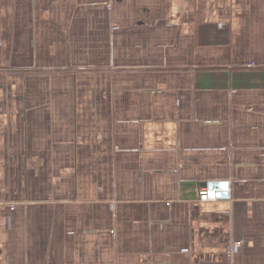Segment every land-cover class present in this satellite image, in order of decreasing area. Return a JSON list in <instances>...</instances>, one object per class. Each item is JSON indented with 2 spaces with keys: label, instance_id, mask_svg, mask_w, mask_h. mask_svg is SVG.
Wrapping results in <instances>:
<instances>
[{
  "label": "crops",
  "instance_id": "1",
  "mask_svg": "<svg viewBox=\"0 0 264 264\" xmlns=\"http://www.w3.org/2000/svg\"><path fill=\"white\" fill-rule=\"evenodd\" d=\"M0 264H264V0H0Z\"/></svg>",
  "mask_w": 264,
  "mask_h": 264
},
{
  "label": "built area",
  "instance_id": "2",
  "mask_svg": "<svg viewBox=\"0 0 264 264\" xmlns=\"http://www.w3.org/2000/svg\"><path fill=\"white\" fill-rule=\"evenodd\" d=\"M210 184L211 183H208L207 185H205L204 187H202L199 191V196H200V199L202 201H211V200H217V199H220V198H217L215 195L216 193H218L219 191H224L222 189H219V188H211L210 187ZM212 184H216V183H212ZM229 185V183H228ZM229 193H230V187L228 186V188L226 189ZM225 190V191H226ZM211 193L213 194V197H211ZM239 245V243L236 244V246Z\"/></svg>",
  "mask_w": 264,
  "mask_h": 264
},
{
  "label": "water",
  "instance_id": "3",
  "mask_svg": "<svg viewBox=\"0 0 264 264\" xmlns=\"http://www.w3.org/2000/svg\"><path fill=\"white\" fill-rule=\"evenodd\" d=\"M228 183L224 182V183H216V184H210V187L213 188H219L222 189L224 191H219L218 193H216V197L220 198V199H224V198H228L229 197V192L226 190L228 188ZM226 190V191H225ZM211 197H213V194L211 193L210 195Z\"/></svg>",
  "mask_w": 264,
  "mask_h": 264
}]
</instances>
